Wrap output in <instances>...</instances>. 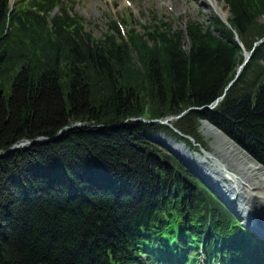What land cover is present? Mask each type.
I'll use <instances>...</instances> for the list:
<instances>
[{
  "label": "trees",
  "instance_id": "16d2710c",
  "mask_svg": "<svg viewBox=\"0 0 264 264\" xmlns=\"http://www.w3.org/2000/svg\"><path fill=\"white\" fill-rule=\"evenodd\" d=\"M224 3L229 27L124 17L123 34L109 18L96 38L62 0H0V264L264 260L263 243L150 139L197 142L208 121L264 168V0ZM239 43L252 56L230 84Z\"/></svg>",
  "mask_w": 264,
  "mask_h": 264
},
{
  "label": "bare ground",
  "instance_id": "6f19581e",
  "mask_svg": "<svg viewBox=\"0 0 264 264\" xmlns=\"http://www.w3.org/2000/svg\"><path fill=\"white\" fill-rule=\"evenodd\" d=\"M202 1L208 3L209 0ZM201 131L208 140L210 149L205 150L203 154H193L166 138L158 137L155 140L185 161L193 170L199 171L207 182L215 186L218 191L216 192L227 203H235L242 219L250 220L245 224L247 228L252 229L250 233L264 238V168L208 121L201 123ZM231 213L235 216L233 211ZM237 221L243 226L239 217Z\"/></svg>",
  "mask_w": 264,
  "mask_h": 264
},
{
  "label": "rangeland",
  "instance_id": "374dc122",
  "mask_svg": "<svg viewBox=\"0 0 264 264\" xmlns=\"http://www.w3.org/2000/svg\"><path fill=\"white\" fill-rule=\"evenodd\" d=\"M17 1V0H15ZM23 1V0H19ZM69 6L73 15H77L84 19V26L86 31H90L96 38H100L102 34L107 30V22L109 18L121 21L122 17H127L134 24H146L150 20L151 16H156L163 21L171 23L173 26L185 27V22L188 19L200 20L201 22L208 23L213 19L214 15L221 14L228 16V7L223 0H209L208 3H204L202 0H64ZM133 24V25H134ZM128 25L124 26L127 30ZM139 30V28H137ZM189 44L186 38L184 46ZM135 120V119H131ZM138 120V119H137ZM166 124L173 122V119L167 118L164 120ZM203 122V121H202ZM201 122V123H202ZM201 123L198 128L200 140L194 141L181 140L173 136H168L164 133H159L151 138H166L173 144L181 147L190 152H196L199 154L205 153V150L209 151L208 140L205 138L201 131ZM28 142L22 144L19 148H26ZM159 145V144H158ZM161 146V145H160ZM163 147V146H162ZM165 149L166 154L172 155V153ZM242 149V148H241ZM243 150V149H242ZM244 151V150H243ZM181 163V162H180ZM261 165V164H260ZM262 166V165H261ZM214 191V190H213ZM215 193V191H214ZM213 193V194H214ZM218 194V193H217ZM214 194L215 196L217 195ZM219 195V194H218ZM221 197V196H220ZM222 198V197H221ZM230 209L239 217L242 224L248 223L249 219H242L240 216L239 208L233 203L230 205L222 198ZM250 221V220H249ZM252 224V223H250ZM199 264H205L203 259H199Z\"/></svg>",
  "mask_w": 264,
  "mask_h": 264
},
{
  "label": "water",
  "instance_id": "95a60500",
  "mask_svg": "<svg viewBox=\"0 0 264 264\" xmlns=\"http://www.w3.org/2000/svg\"><path fill=\"white\" fill-rule=\"evenodd\" d=\"M76 125V124H75ZM47 141H49V139H47V138H44V139H42V140H40V139H38V140H36L35 142L36 143H44V142H47ZM33 142H28V144L29 145H31ZM22 146V144H20V145H15V146H13L12 148H10V151H12V150H14V149H17V148H19V147H21ZM5 154V152L4 153H0V156H2V155H4ZM256 162V161H255ZM259 164V163H258Z\"/></svg>",
  "mask_w": 264,
  "mask_h": 264
}]
</instances>
